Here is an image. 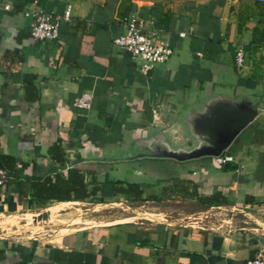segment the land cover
Masks as SVG:
<instances>
[{
  "label": "crops",
  "instance_id": "obj_1",
  "mask_svg": "<svg viewBox=\"0 0 264 264\" xmlns=\"http://www.w3.org/2000/svg\"><path fill=\"white\" fill-rule=\"evenodd\" d=\"M256 3L205 0L172 8L142 0H13L10 11H0V154L16 158L23 171L20 181L0 188V217L32 211L30 180L56 168L49 154L54 144H60L66 168L81 170L89 188L102 185L98 196L105 200L116 196L104 185L113 161L103 158L126 154L138 138L158 133L183 143L188 138L181 137L178 118L210 98L241 99L251 93L252 102L260 105L264 45L251 43L253 28L262 27ZM68 8L70 16L60 21L57 39L32 40L26 10L63 15ZM131 16L168 38L174 51L147 76L112 43ZM182 32L187 34L183 38ZM240 47L245 63L238 69L234 54ZM83 92L93 95L89 111L73 106ZM229 150L235 162L217 168L211 158H203L200 173L180 171L169 179H189L202 195H224L226 205L210 208L227 212L228 218L213 228L134 216L64 230L70 221L59 228L62 233L0 238V264H245L260 252L264 255V119L248 125ZM108 151L112 155L105 156ZM208 166L218 173L211 175ZM150 186L144 185L143 196ZM70 203L78 204L60 205ZM152 210L147 212L163 214Z\"/></svg>",
  "mask_w": 264,
  "mask_h": 264
},
{
  "label": "rangeland",
  "instance_id": "obj_2",
  "mask_svg": "<svg viewBox=\"0 0 264 264\" xmlns=\"http://www.w3.org/2000/svg\"><path fill=\"white\" fill-rule=\"evenodd\" d=\"M142 1H158L163 2L166 5L171 6L172 8H179L184 4L192 2L193 4L202 2L205 0H142ZM140 64L138 60H135ZM156 64L155 66H157ZM256 95L259 94V90H256ZM248 94V99L250 101H256V99L251 96V93ZM254 95L255 97H257ZM234 99H240V97H236ZM198 107V106H196ZM199 106L198 108H200ZM261 118L257 117L255 121L260 120ZM180 122V118H178ZM181 125L183 126V134L185 136H181L182 138H188L189 132L188 128L184 125V123L181 121ZM185 129V130H184ZM185 131V133H184ZM172 137V136H171ZM179 137L182 141V138ZM166 141L169 143V145L173 148L179 146H185V140H183V143L176 144L175 138L166 137ZM112 148H107V150H111ZM118 149V148H116ZM132 149H130L131 151ZM129 151V152H130ZM112 151H108L107 155H112ZM231 151L228 149L226 150L225 154H229ZM124 152L116 153L115 155H123ZM203 159V158H202ZM199 160H192L188 161L189 163H186L185 167L181 166V163L176 162L174 160L170 159H136L135 162H132L130 164L124 163V162H113L112 170L109 169L106 172L105 178L108 181L113 180H127V183H135L140 184L144 186L145 184H150L152 190L157 192L158 195L162 196L160 201L157 202H144V201H138V202H129L126 200H120L122 197H115V198H108L103 200L102 204H96L94 202H91L90 199L86 202H78V204L75 205H60L58 204H52L48 208V210L42 209V210H32V211H26L21 210V213L14 214L13 217H0V238H11L14 240H24L27 237L31 236H45L44 234H55L57 231L58 233H62L64 231H60L64 225L66 226L68 222H70V225L68 227L63 228L64 230H71L78 228L82 225H86L89 223V225L93 224H99V223H106L108 221L117 219V220H126L129 218L134 217V213L132 212V209H142L139 211H153L152 208H155V210L162 211L163 214L159 217L157 216V219L160 221H166L173 223V224H186L189 226H193L194 228H213L215 227L216 222L219 223L220 219H227L228 213L219 211V210H211L210 207L203 206L197 201H190V200H183L179 197L171 193L169 190V186L171 185V177H175L173 175L177 174L180 171L186 175H189L192 173L193 170H196V172L200 173L199 168ZM204 160V159H203ZM209 160V158H208ZM212 162V160H211ZM213 165V164H212ZM209 171L211 175H214V173H218L217 170H215L213 167L208 166L206 169ZM202 176V174H200ZM174 179V178H173ZM161 186L167 187V190L165 191L166 194H163V190L160 188ZM152 190L146 193V196L150 193H152ZM179 195V194H178ZM170 196V197H165ZM172 196H175L172 197ZM177 196V197H176ZM155 203V204H154ZM106 205L104 208H101L98 212H91L90 210L95 207L96 205ZM114 204H121V207L116 206ZM58 205V206H57ZM95 205V206H94ZM114 205V206H111ZM131 207V208H130ZM46 212L47 217L46 218H38V216H41L40 212ZM211 211V212H208ZM88 212V213H87ZM199 212V214L197 213ZM201 212V213H200ZM34 217H28L29 215L38 214ZM22 214V215H21ZM189 215V216H185ZM178 217H181L180 219ZM182 217H190L189 219L182 218ZM122 218V219H119ZM74 220V221H73ZM115 220V221H117ZM55 228V229H54ZM53 229L52 231H50ZM45 231V232H43ZM4 234V235H2Z\"/></svg>",
  "mask_w": 264,
  "mask_h": 264
},
{
  "label": "trees",
  "instance_id": "obj_3",
  "mask_svg": "<svg viewBox=\"0 0 264 264\" xmlns=\"http://www.w3.org/2000/svg\"><path fill=\"white\" fill-rule=\"evenodd\" d=\"M255 5L259 11V15L262 17V20H260L262 27L258 28L255 26L253 28L251 43L256 46H261L264 45V4L256 3ZM49 154L56 164V168L52 169L51 174L43 177L34 176L31 178L29 184L30 195L28 196V200L32 210H42L54 203L86 202L88 199L94 203L103 202L104 196H98L102 191L101 184H93L89 188L90 184L85 182V177L81 170L74 167L66 168L64 152L60 147V144H54V146L50 148ZM18 164L19 161L16 158L0 154V168L6 170L8 176L10 177L9 182L13 180H21L23 166L19 168ZM64 169L66 172L65 174H62L61 171ZM171 182L169 190L174 195L177 194V196H182L181 198L183 200H195L206 207L223 206L227 203L221 192L216 191L210 195L199 194L197 184L189 179L178 178L171 180ZM104 183V185H110L114 196L122 197L124 200L129 202H157L163 198L158 195L155 190L147 196H143L145 190L144 186L140 184L112 182L108 180ZM19 186L20 190L18 199L19 202H22L25 197L21 196L23 194L22 182H19ZM160 188L163 190L162 193L166 194L165 191L167 190V187L161 186ZM172 197L175 198V196Z\"/></svg>",
  "mask_w": 264,
  "mask_h": 264
},
{
  "label": "water",
  "instance_id": "obj_4",
  "mask_svg": "<svg viewBox=\"0 0 264 264\" xmlns=\"http://www.w3.org/2000/svg\"><path fill=\"white\" fill-rule=\"evenodd\" d=\"M259 103L247 97L231 99L217 96L202 102L200 108L189 110L180 122L188 128L185 146L171 147L164 134L138 138L134 148L123 155L103 158L104 161H133L142 158L170 159L184 163L220 156L235 138L258 116ZM38 218H46L42 212Z\"/></svg>",
  "mask_w": 264,
  "mask_h": 264
},
{
  "label": "built area",
  "instance_id": "obj_5",
  "mask_svg": "<svg viewBox=\"0 0 264 264\" xmlns=\"http://www.w3.org/2000/svg\"><path fill=\"white\" fill-rule=\"evenodd\" d=\"M13 0H0V11L8 12L12 9ZM257 3L264 4V0H255ZM24 16L31 18L30 37L34 41L55 40L58 37L59 25L61 20H67L70 16V8L63 15L54 12H33L26 10ZM180 37H185L186 33H180ZM113 45L128 54L134 60L140 62L139 71L147 76L156 64L165 63L173 55L174 51L168 38L162 36L157 30H148L143 22L131 16L126 19L125 32L116 36L112 40ZM234 63L241 69L245 63V55L242 47L237 48L234 54ZM93 105V95L90 92L81 93L74 101L76 109L89 111ZM264 119V101L258 107V116ZM213 166H222L235 162L233 156L222 153L218 157L211 158ZM10 177L5 169L0 168V188L9 183ZM32 264V263H17ZM245 264H264L263 253H258L253 258L248 259Z\"/></svg>",
  "mask_w": 264,
  "mask_h": 264
},
{
  "label": "bare ground",
  "instance_id": "obj_6",
  "mask_svg": "<svg viewBox=\"0 0 264 264\" xmlns=\"http://www.w3.org/2000/svg\"><path fill=\"white\" fill-rule=\"evenodd\" d=\"M75 203H77V202H75ZM74 203V204H75ZM70 204H73V203H70ZM70 204H67V205H70ZM114 205H116V206H119V207H121V204H119V205H117V204H114ZM114 205H111V206H114ZM106 205H96L95 207H93L90 211L91 212H98L101 208H104ZM107 207V206H106ZM47 210V209H46ZM132 212L135 214L134 216L135 217H146V218H150V219H154V220H159V219H157V216L156 215H153V214H150L149 212H147V211H139V210H137V209H132ZM88 213V212H87ZM161 215H159V217H160ZM160 219H161V217H160ZM166 222H167V220H166ZM2 235H4V234H2ZM1 236V235H0Z\"/></svg>",
  "mask_w": 264,
  "mask_h": 264
}]
</instances>
